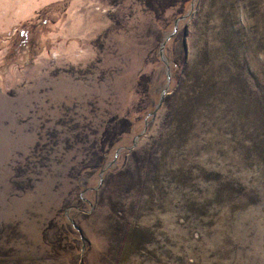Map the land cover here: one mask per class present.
Wrapping results in <instances>:
<instances>
[{
    "label": "rangeland",
    "instance_id": "rangeland-1",
    "mask_svg": "<svg viewBox=\"0 0 264 264\" xmlns=\"http://www.w3.org/2000/svg\"><path fill=\"white\" fill-rule=\"evenodd\" d=\"M0 264H264V0H0Z\"/></svg>",
    "mask_w": 264,
    "mask_h": 264
},
{
    "label": "water",
    "instance_id": "water-1",
    "mask_svg": "<svg viewBox=\"0 0 264 264\" xmlns=\"http://www.w3.org/2000/svg\"><path fill=\"white\" fill-rule=\"evenodd\" d=\"M184 17H185V16H183V17H181V18H184ZM174 29H175V28H174ZM173 34H174L173 32L170 33V34L167 36L166 39L172 37ZM164 45H165V40L161 43L160 55H161V58H162V59H164L163 56H162V50H163ZM167 76H169V71H167ZM160 104H161V99H159L157 105L155 106V109L150 113L151 115H154V114H155V112H156V110L158 109V107H159ZM102 172H103V170L101 171V173H102Z\"/></svg>",
    "mask_w": 264,
    "mask_h": 264
}]
</instances>
